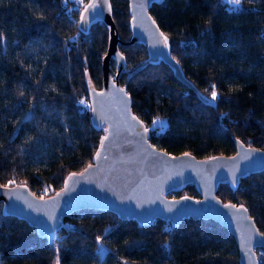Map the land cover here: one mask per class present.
I'll list each match as a JSON object with an SVG mask.
<instances>
[{"label": "trees", "instance_id": "trees-1", "mask_svg": "<svg viewBox=\"0 0 264 264\" xmlns=\"http://www.w3.org/2000/svg\"><path fill=\"white\" fill-rule=\"evenodd\" d=\"M87 2L0 0V185L50 195L96 152L103 127L91 123L87 82L100 87L108 27L96 19L80 28ZM110 9L125 61L119 80L153 144L197 157L228 155L235 136L264 149V0H160L150 6L169 54L206 100L178 81L169 65L148 61L143 44L125 43L127 0H110ZM110 65L114 73L113 59ZM156 117L165 119L163 129L153 125ZM216 194L246 206L264 232V171L234 186L220 183ZM168 195L198 196L193 183ZM63 223L53 235H41L5 214L0 203V264H240L232 235L211 219L187 217L165 229L161 219L141 226L110 211L80 209ZM256 253L264 264V247Z\"/></svg>", "mask_w": 264, "mask_h": 264}, {"label": "water", "instance_id": "water-1", "mask_svg": "<svg viewBox=\"0 0 264 264\" xmlns=\"http://www.w3.org/2000/svg\"><path fill=\"white\" fill-rule=\"evenodd\" d=\"M127 1L130 37L125 43L143 44L148 61L169 65L178 81L201 100H206L184 76L169 54L160 36L161 30L153 23L149 8L160 0ZM93 3L96 7L85 13V20L81 22V13ZM81 13L80 28L86 29L96 19L108 27L100 87L87 82L91 123L103 127V135L91 162L80 171L69 173L62 187L50 195L34 194L27 185H0L4 213L25 220L46 236L53 235L61 226L66 227L63 217L80 209L110 211L120 219H133L141 226L156 219L172 224L187 217L211 219L232 235L240 264H259L256 248L264 247V235H261L264 232L259 230L246 206L222 201L216 190L220 183L234 186L239 178L264 171V149L248 145L235 136H232L234 152L228 155L197 157L188 151L171 153L153 144L144 131V122L132 112L131 97L119 80L125 61L117 47L122 41L111 16L110 0H88ZM111 59L116 65L114 73ZM105 136L108 139L103 141L102 147ZM98 150L99 157L96 156ZM188 183L194 184L198 196L168 195Z\"/></svg>", "mask_w": 264, "mask_h": 264}, {"label": "snow or ice", "instance_id": "snow-or-ice-1", "mask_svg": "<svg viewBox=\"0 0 264 264\" xmlns=\"http://www.w3.org/2000/svg\"><path fill=\"white\" fill-rule=\"evenodd\" d=\"M97 2H98V0H97ZM224 2H225V3H228L229 5H240V4H241V0H224ZM95 7H96V4L93 3L92 5H90L89 7H86V8L84 9V12L81 13V16H80V20H81V22H84V20H85V13L90 12V11H91L92 9H94ZM142 7H143V5H142ZM153 23H155V21H153ZM160 36L163 38L164 43L167 45V44L169 43V41H168V37H167L163 32L160 33ZM157 43H159V41H157ZM177 63H178V61H177ZM211 97H212L213 100H215V99L217 98V92L215 91V86H213V90H212V92H211ZM81 103H84V101H81ZM140 123H143V122L141 121ZM152 123H153V125L159 123V124L161 125V127H163V122L161 121V118H160V117H156V118H154L153 121H152ZM149 130H150V129L147 128V127L144 128V131H145V132H148ZM107 139H108L107 136H105V137L102 138V142H101V146H102V147H103V141H105V140H107ZM184 155H188V154L185 153ZM96 156H97V157L100 156V151H99V150L97 151ZM208 159H216V157H209ZM89 167H91V165H90ZM11 183H14V181H9V182H8V184H11ZM7 186H8L7 184L4 185V187H7ZM20 186L23 187V185H20ZM62 191H63V189H62ZM229 206H231V207H235V205H226V207H229ZM240 207L243 208V205H241ZM261 235H264V233H261ZM100 239H101V238L98 236V237H97V240H100Z\"/></svg>", "mask_w": 264, "mask_h": 264}, {"label": "rangeland", "instance_id": "rangeland-1", "mask_svg": "<svg viewBox=\"0 0 264 264\" xmlns=\"http://www.w3.org/2000/svg\"><path fill=\"white\" fill-rule=\"evenodd\" d=\"M114 66L116 67L115 63H114ZM161 121L163 122V127H161V125L159 123L158 124H155V125H159L160 126V129H163L165 127V125H166V121L163 118H161ZM260 251L263 252V249H260Z\"/></svg>", "mask_w": 264, "mask_h": 264}, {"label": "built area", "instance_id": "built-area-1", "mask_svg": "<svg viewBox=\"0 0 264 264\" xmlns=\"http://www.w3.org/2000/svg\"><path fill=\"white\" fill-rule=\"evenodd\" d=\"M172 225H173L172 223L166 221V223L164 224V228L165 229H171L172 228Z\"/></svg>", "mask_w": 264, "mask_h": 264}]
</instances>
